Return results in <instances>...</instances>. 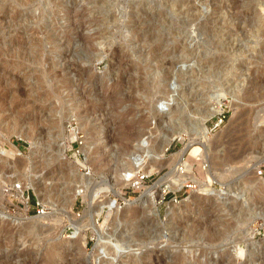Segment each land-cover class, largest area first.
Returning <instances> with one entry per match:
<instances>
[{
  "label": "rangeland",
  "instance_id": "1",
  "mask_svg": "<svg viewBox=\"0 0 264 264\" xmlns=\"http://www.w3.org/2000/svg\"><path fill=\"white\" fill-rule=\"evenodd\" d=\"M222 99L226 121L206 136L210 166L223 174L212 181L216 189L195 198L198 188H170L162 199L155 185L167 163ZM230 102L241 105L232 123ZM260 107L264 0H0V181L19 183L28 197L27 212L23 200L2 192L8 215L21 217L0 213V264H264V126L253 123ZM6 122L31 131L37 149L7 137ZM175 130L188 134L170 142L142 191L123 197L122 167L161 148ZM60 135L65 157L89 170L91 205L110 200L117 210L98 217V236L72 226L87 225L82 197L73 200L72 217L64 209L74 183L56 158ZM183 159L205 182V164ZM31 180L54 205L38 198ZM148 188L146 211L122 200ZM35 202L48 212L33 216ZM29 219L38 229L24 227ZM97 241L117 252L97 256Z\"/></svg>",
  "mask_w": 264,
  "mask_h": 264
},
{
  "label": "bare ground",
  "instance_id": "2",
  "mask_svg": "<svg viewBox=\"0 0 264 264\" xmlns=\"http://www.w3.org/2000/svg\"><path fill=\"white\" fill-rule=\"evenodd\" d=\"M82 40H84V38H82ZM3 81H1V82H3ZM219 102L220 101H218L217 103H219ZM229 105H230V109L232 110V117H231L229 122L232 123V122H234L240 118V116H241V114H240L241 113L240 112L241 111V105L239 103L233 104L231 102L229 103ZM214 106H215L214 104L211 105L209 110L207 112H204L203 118L197 123L193 133H190V135H192L193 137L188 139V143H187V145H185V147H183L179 152H177L176 154H174L172 156V158H173L172 161L167 163V165L170 167L169 173H167L163 178H161L156 183L155 186H158L164 182L167 184L169 183V185H167L169 188H171V189L175 188L176 189L179 186V184L182 183L185 179H190V180H192V182L194 184H196L195 186L198 188L196 195H194L195 198L208 197V196L210 197V195L213 193V187L211 186L210 183L213 180H215V177H222L223 174L217 171L218 168L210 166V165H212L211 163H213L212 158L210 157V154H211L210 146H211L212 140H210L206 137L207 136V130L205 128L204 122L215 111L216 108ZM257 110L258 111H256L253 115V117H254L253 123H254V126L256 128L257 127L261 128L264 126V107L263 108L260 107ZM160 113L161 114H167V113H163V111H160L159 114ZM9 124H10V122L9 123L6 122L4 124V127H2V128H5V132H6L7 137L10 134H13L18 139L25 141L26 143L30 144V146H34V149H37L36 145L38 142H37L36 138L31 136V134H30L31 131L26 132L25 129H22L18 125L16 126L14 124H10V125ZM185 133L188 134L187 131H182V130L176 131L175 130V132L170 133L168 137L164 138L163 146L161 148L159 147L158 150H155V152L151 153L148 150H144L141 152V154L139 156H137L133 159H130V161L128 160L129 162L128 163L126 162L127 164L124 165L122 167V169L120 168L121 170L119 171L120 176H122V177L125 176L124 179L121 180L123 182V185L126 186L129 178L138 169H141L143 172H145L147 174H151L156 169H159L160 167H162V165L164 163V160H163L164 159V151L167 149V146H169L170 142L172 140H175V139H179V140L183 141L184 140L183 136H186ZM183 134H185V135H183ZM228 134H229V132H228ZM121 135H123V134H121ZM55 144L56 145H55L54 150L56 153V158L57 159H63L65 161L66 168H67V170H66L67 172L65 173V176L67 177V179L71 180L72 183H74V185L72 186V188L69 191L68 200L65 203V206L63 203L64 209L67 211L66 213L68 214V216L72 217L71 216V205H72V202L75 199V197H77V193L80 192L79 196L82 197L87 202V210L85 211V214H84V217L87 220V225L81 226V223L74 221L72 223V226L74 227L76 232H80V230L83 228L90 227L94 230V236H98V232L96 230L97 224L99 222L98 217L102 216L105 213V211H108V210H111V212L117 214V210L114 208V205L112 204V202L110 200H105L96 209L91 205L90 198L92 196V190H93V189H91V186H90L91 180H89V178L87 177V174L81 172L79 167L74 165V163H72L71 160H69L65 157V155H66L65 151H66L67 146H68V145L66 146L67 143H66L65 138H62L61 135L56 137L55 138ZM81 145H82V143H81ZM90 146H92V145H87V144H86V146L83 145V146H81L80 151H82L83 154H86L89 152ZM33 152L35 155L37 153V150L36 151L34 150ZM185 154H188L189 157H192L195 160L202 161L206 165V166H204L205 168L203 167L204 172H205V178H204L205 182L197 180L193 176L194 173L189 172V164L183 159V156ZM86 156H87V154H86ZM214 158H215V156H214ZM259 162H261V161H259ZM178 165H182L184 167L185 173L179 174L177 172V166ZM81 166H84V163ZM210 167L213 169H211ZM7 181L10 182V180H7ZM8 182L0 181V197H1L0 198L1 199L0 200V213L7 216L8 218L18 220V218H20L21 216H18V214L15 216L8 215V213L6 212L5 208H3V205L1 203L2 200L5 199V195L1 191V186L4 185L5 183H8ZM109 185H108V188H109ZM29 186L32 187V189L34 190V192L36 193V195L38 196V198L42 202H44L47 205L53 204L51 202H47V203L45 202L46 200H48V197H49L47 189L44 188L45 186L43 187L41 184H38L37 182H35L33 180H31L29 182ZM79 187L80 188L82 187L83 190H79L78 189ZM144 188H145V186L142 187L139 190V192L142 191ZM151 189L152 188H148V189L144 190L143 192H141L140 197L135 199V200H125L124 198L122 200H124L130 206L133 204H138L141 206L142 210H145L148 208L149 203H150ZM112 191H113V194L115 196H120V193L118 191H114V190H112ZM36 220L29 219L27 221L28 223H26V226H24V227H27V230L30 232H32L36 227L38 229V223ZM79 241L83 242V244H84V237L79 239ZM95 247H96V251H97V256L99 255L100 251H107L113 256L117 252L116 247H113V246H111L107 243H104V242L97 241Z\"/></svg>",
  "mask_w": 264,
  "mask_h": 264
},
{
  "label": "built area",
  "instance_id": "3",
  "mask_svg": "<svg viewBox=\"0 0 264 264\" xmlns=\"http://www.w3.org/2000/svg\"><path fill=\"white\" fill-rule=\"evenodd\" d=\"M226 99L220 100L219 103L214 104L215 106V111L205 120L204 125L207 130V133L209 135L213 134L218 130L226 121L227 114H228V108L225 103ZM81 144V142H78ZM80 154H78V157ZM205 166V165H204ZM203 166V167H204ZM81 171L83 173L88 174L89 170L86 166L81 167ZM177 172L179 174L185 173L184 167L182 165L177 166ZM257 175H263V171L261 169L256 170ZM150 174H147L143 172L141 169H138L135 171V173L129 178L126 186L122 187V196L126 197L128 199L134 198V194L139 193V190L146 186V182L149 178ZM213 188L216 189L214 182L210 183ZM190 179H185L182 183L179 184V186L174 189V191H179V190H188V191H194L197 187L195 186ZM160 191H161V198L163 199L164 196L170 191L169 187L167 186V183H161L160 185ZM81 188H79L80 190ZM2 192L9 197L12 200H23V203L27 204V198L24 196V189L19 183H13V184H4L1 186ZM219 190V189H217ZM79 193H77V196H79ZM120 200V199H119ZM175 200V199H173ZM118 206L123 205L122 201H116ZM25 204V210L28 212V207ZM34 212L33 216H42L45 215L48 211L45 205H43L40 202H35L34 205L32 206ZM78 216V214H76Z\"/></svg>",
  "mask_w": 264,
  "mask_h": 264
}]
</instances>
